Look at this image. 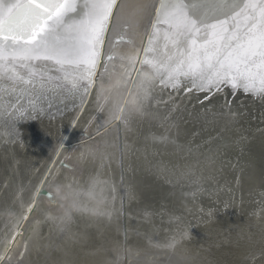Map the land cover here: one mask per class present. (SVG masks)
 I'll use <instances>...</instances> for the list:
<instances>
[{"label": "rangeland", "instance_id": "obj_1", "mask_svg": "<svg viewBox=\"0 0 264 264\" xmlns=\"http://www.w3.org/2000/svg\"><path fill=\"white\" fill-rule=\"evenodd\" d=\"M163 117L165 119L161 116L63 143L56 152L58 161L61 160L60 166L48 176L49 180L53 179L49 190L44 189V194L52 195L53 200L48 201L59 206L54 210L55 206L49 205L48 201L46 203L43 197L44 202L34 213V218L42 226L40 238L44 240L49 232L56 238V243L69 247L68 252L72 255L66 257L74 259L77 264H87L89 256L84 249L95 246L97 231L100 234L108 232L109 237L125 239L127 245L134 246L135 242L144 241L149 236L144 231L152 227L159 228L162 239L165 237L167 242H172L171 238L177 236L175 233L181 232L182 239H190L187 243L197 236L196 253L199 251L205 256L199 264H264V95L245 92ZM176 124L181 125L182 130L178 136L185 135V151L180 150L176 154L172 150L164 152L161 148H154L152 151H155L151 152L139 145L147 138L144 137L146 131L158 135L166 125ZM80 141L92 148L99 146L100 159L91 157L88 152L77 154L79 149L82 150V146H78ZM57 146L0 161V237L5 229L9 234V220L30 201L42 170ZM170 167L176 177H172ZM12 168H17L16 174ZM236 174L240 175V181L234 186ZM90 176L91 184L96 181L97 189L104 193L101 200H107L109 214L106 220L110 225L105 219H100L103 218L101 215L90 225L86 224L89 223L88 208L101 209L100 201H87L84 209L68 204L71 188L62 179L79 183ZM53 182H61L60 185L66 187L60 188ZM122 198L125 210L118 205ZM74 210H79L80 214L75 212L76 217L72 218ZM255 210L260 214L255 215ZM147 216L152 220L146 219ZM56 217L63 218L70 229L66 238L56 235L57 230L52 226ZM190 221L189 227H194L185 234L182 231ZM83 223L89 228L90 235L81 243L78 233ZM216 227L218 229H214ZM151 237H148L149 241L161 244L155 231ZM12 247L2 257L4 264H23L20 262L23 256L19 258V244ZM62 253L65 255L62 248L57 250L55 247L49 254L38 251L32 257L38 256L41 263L61 258L64 256ZM106 264L123 262L108 259ZM156 264L166 263L160 261Z\"/></svg>", "mask_w": 264, "mask_h": 264}, {"label": "snow or ice", "instance_id": "obj_2", "mask_svg": "<svg viewBox=\"0 0 264 264\" xmlns=\"http://www.w3.org/2000/svg\"><path fill=\"white\" fill-rule=\"evenodd\" d=\"M115 6L116 0H86L78 12L77 0H0V67L17 83L35 84L40 76L36 92L47 87L36 68L51 63L64 72L57 87L87 92ZM153 8V28L164 30L165 43L163 48L158 42L145 47L140 62L150 71L143 74L142 85L158 79L176 87L190 79L202 91L227 85L264 95V0H159L158 6L145 5L148 11Z\"/></svg>", "mask_w": 264, "mask_h": 264}, {"label": "water", "instance_id": "obj_3", "mask_svg": "<svg viewBox=\"0 0 264 264\" xmlns=\"http://www.w3.org/2000/svg\"><path fill=\"white\" fill-rule=\"evenodd\" d=\"M85 2L77 0L78 12ZM148 3L158 6L159 0H116L87 92L57 87L64 72L51 63L36 68L47 81V87L36 92L40 76L35 84L17 83L0 67V161L245 93L227 85L218 91L194 89L190 79L176 87L158 79L142 85L143 74L150 71L140 62L145 47L158 42L163 48L165 43L164 30L156 33L153 28L155 8L146 10Z\"/></svg>", "mask_w": 264, "mask_h": 264}, {"label": "bare ground", "instance_id": "obj_4", "mask_svg": "<svg viewBox=\"0 0 264 264\" xmlns=\"http://www.w3.org/2000/svg\"><path fill=\"white\" fill-rule=\"evenodd\" d=\"M162 118L165 119L163 116H162ZM180 127H181V125H179V124L172 125V126L166 125L165 128L162 129L163 132L162 133L158 132V135H153V133H150V132L147 133V131H146V136L144 135V137H147V138H145L143 140L142 144L139 143V145L144 146V148L147 147L146 149L151 151V152L155 151V150L152 151V149H154V148H158V149L161 148L162 151H164V152L172 150L176 154L179 153L180 150L185 151L186 150L185 135H182L181 137L178 136L179 135L178 132H182ZM119 129H122V127ZM101 135H103V134H101ZM105 137H107V136H105ZM100 138H102V137H100ZM105 139H107V138H105ZM109 139H111V138H109ZM109 139H107V140H109ZM145 140H146V145H145ZM93 142H95V141H93ZM102 142H103V144L105 143L104 141H102ZM116 144H117V142H116ZM96 145H98V144H96ZM61 146H62V144L57 146V148L54 150L53 154L51 155L49 161L47 162V164L43 168L42 174L39 177V181L36 184V187L32 192V195L30 197V201L28 202V204L24 207V209H21V207H20L18 212L16 214H14V217L9 220V224H8L9 234L7 235L6 229L3 230L1 237H0V264H4L2 257L6 256L5 255L6 252L8 253L9 249L16 243L19 244V247H20L19 251H18L19 258L23 256L20 262H23V263L27 262L28 264H77V262L74 259L72 260L69 257H66V256L72 255L71 253L69 254V252H68L69 247L68 246H65V247L60 246L58 243H56V241H55L56 238L49 235V232H47L46 238H44V240L40 238V236H41L40 230H41L42 226H41V223L38 222L34 218L35 217L34 213L37 211L38 206L42 202H44V201H42L43 197L46 198L45 199L46 203L49 202L48 203L49 205H51V203H52L51 206L52 207L55 206L54 210L57 208V206H59L58 204L55 205L53 203V201H51V202L48 201V200H53L52 195L44 194V189L49 190V188H50L49 185H50L51 181H53V179L49 180L48 176L49 175L51 176L52 173L54 172V169L56 167L60 166L59 163L61 160L58 161V157H59L58 155L59 154L56 152L58 149L61 148ZM78 146L79 147L82 146V147H80V148H82V150L79 149L77 154L81 153L80 151H83L84 153L88 152V154L91 155V157H94L97 160H98V158L100 159V157H101L100 152L101 151L100 152L97 151V148L99 146L92 148L91 146H89V144L88 145L82 144L81 141L79 142ZM102 148H104V147H101L100 149H102ZM156 152H158V151L156 150ZM74 153H75V151H74ZM104 155H105V158L108 160L109 157L107 156L108 155L107 152H105ZM178 155H180V154H178ZM158 165H160V163H158ZM98 166L101 167L99 164H98ZM160 169H162V167H160ZM166 169H168V167H166ZM166 169H164V173H166ZM16 170H17V168H15V169L12 168L11 171L14 174H16ZM170 171H172V177H176V175H174V169H172V167H170ZM93 172H95V171H93ZM77 174H79V173H77ZM160 176H161V174H160ZM90 177L88 178L89 180L87 179L85 182H81L82 181L81 180L80 181L81 183L80 182L79 183H73L69 180L62 179L65 182L66 186L71 188L69 193H68V196L66 193V196L68 198V204L71 203V205H72L71 207H75L78 209L79 208L84 209V208H86V206L84 207V205L87 203V201H90V200L100 201L99 205H101V209L96 210V208L93 206H90L88 208V211H87V217H88L87 219L88 220L87 221L89 223L85 222L88 225H90L92 223V220L96 221L98 219V217H100V215H101V217H103L100 219L106 220V217L109 214V209L106 207L108 205L107 200L106 199L101 200V199L96 198L97 196L99 197V195H98L99 193H97V191L95 190V185L97 184V182L94 181L91 184L93 175L91 178ZM10 178H12V175L9 177V179ZM166 179H168V173H166ZM93 180H94V177H93ZM210 180H212V179H210ZM172 181H176V179H172ZM239 181H240V175L236 174L233 178L232 185H234V186L238 185ZM53 183L55 184L56 182H53ZM60 183L55 184V185H57L60 188L65 189L66 186L64 187L63 185H60ZM126 189H127V185H126ZM58 190H60V189H58ZM218 193H220V191H218ZM19 194L20 193H18L17 195H19ZM262 194L264 196V193H262ZM53 196L55 197V194ZM103 196H104V193H103ZM126 197H127V191H126ZM55 201H57V200H54V202ZM58 202H59V200H58ZM124 204H125V202L122 198L118 204L119 208L121 210L124 209ZM126 205H127V201H126ZM68 207H70V206H68ZM102 208H104V209H102ZM75 212L78 215L80 214L79 210H78V212L76 210H74L72 212L73 215H71L72 218L76 217V215H74ZM126 213H127V211H126ZM253 213L255 215L260 214L258 210H255ZM4 214H6V213H4ZM2 217H4V216H2ZM147 218L152 220L151 216L150 217L147 216L146 219ZM62 219L63 218H61V217L54 218L53 220H55V221H54V223L52 222V226L57 230V233L61 234V235H59L56 233V235L59 237H62V239H63V237L66 238L67 235L70 233V229L68 228V225L65 224V221H62ZM84 221H86V220H84ZM85 223H83V225L80 226L81 227L80 233H78L79 234L78 240L81 243L84 242L85 239L87 238V236L90 235V230L88 227L85 226L86 225ZM107 223L109 224V221H107ZM191 223H192L191 221L188 222L187 227H184V229H183L184 231H182V232H186L185 234H188L190 232V231H188V229L194 227V226L189 227V225H191ZM193 224H195V223L193 222ZM109 225H106V227ZM143 225H145V224H143ZM137 229L140 230V227H138ZM214 229H218V228L216 227ZM77 230H78V228H77ZM159 230H160L159 228L150 227L144 232L146 233L147 236L149 234V236H148L149 238H152L151 237L152 231H155L156 239H158L161 242V244L156 243V242H151V241H149L148 237H146V239L145 238L143 239L144 241L141 240V241L135 242L136 245H134V246L133 245L132 246L127 245L125 243V239L118 240V239H115V237H109L108 232L104 233V234H100V232L97 231L96 232L97 240H96L95 246L92 249H89L88 247H86L84 249L86 251V252L85 251L84 252L87 253V255L89 256V257H87L88 262H86V263L87 264H106L108 259L113 260V261H118V262L122 261L123 264H140V263L153 264L154 262H157L158 260L164 261V263H166V264L167 263H169V264H199V263H201V260L205 256H204V253L202 254V252L197 251V253H199V254L196 253V249H197L196 245H197V242L199 240L197 236H194L195 240L187 243V241H189L190 239H186V238L182 239L181 236L179 235L181 233L180 232L179 234L175 233L177 235L175 238H173V239L171 238V240L169 239L172 242H167L165 240V237H164V239H162L163 236ZM204 231L198 230L197 232H204ZM74 233H76V232H74ZM171 236H173V233ZM69 242H70V240H69ZM52 247L53 248L56 247L57 250L62 248L65 255L62 253L64 256L61 258H58L55 260L49 259V261L41 262V263H40V261H38V259H39L38 256H36L35 258H33L34 256L32 257V255H35L34 253H36L38 251L40 254H49L50 249H53ZM34 259H36V260H34ZM24 260H25V262H24ZM6 263H8V261H6ZM80 264H82V263H80Z\"/></svg>", "mask_w": 264, "mask_h": 264}, {"label": "flooded vegetation", "instance_id": "obj_5", "mask_svg": "<svg viewBox=\"0 0 264 264\" xmlns=\"http://www.w3.org/2000/svg\"><path fill=\"white\" fill-rule=\"evenodd\" d=\"M95 190L97 191V193H99V194H98L99 197L97 196L96 198H98V199H102V198H103V191L101 192V190H98V189H97V184L95 185ZM70 205H71V203H70Z\"/></svg>", "mask_w": 264, "mask_h": 264}]
</instances>
